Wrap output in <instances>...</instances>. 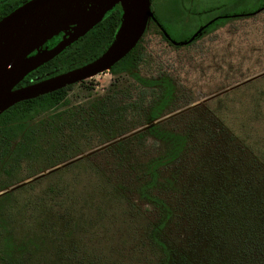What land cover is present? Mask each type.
I'll return each mask as SVG.
<instances>
[{
	"label": "trees",
	"instance_id": "16d2710c",
	"mask_svg": "<svg viewBox=\"0 0 264 264\" xmlns=\"http://www.w3.org/2000/svg\"><path fill=\"white\" fill-rule=\"evenodd\" d=\"M214 1L217 4L214 11L225 15L217 16L206 30L264 7V0ZM164 10L171 12L176 20L184 17L180 0H172ZM119 15V7L110 9L81 36L25 74L17 85L77 66L98 55L110 41ZM149 26L147 21L143 32ZM158 32L168 39L164 32ZM179 32V35L184 34L183 30ZM141 55L139 37L129 51L110 65L108 71L114 76L125 73L131 85L153 90L154 95L147 103L144 114V120L148 122L166 111L174 96L175 86L166 74H140L137 64ZM125 81L117 80L104 93L71 108L60 106L67 102V92L73 83L19 100L2 110L0 170L10 175L11 169L21 158L45 155L48 148L40 146L42 141L50 144L56 139H35L38 137L37 131L40 127L42 131L56 128L55 123L62 116L72 118L73 124L106 127L104 138L117 135L120 130L114 127L116 125L111 114L116 113L114 106L117 100H121L117 99L119 87L123 92ZM192 125L179 130L164 127L156 121L130 135L134 137L146 133L159 143V150L154 155L128 165L135 173L132 191L138 199L157 210L158 216L146 232L147 244L155 249L152 254L154 260L150 264H264V161L236 139H230V133L222 132L220 120H214L213 124L206 126L211 130V139H199L201 142L204 140L203 145L211 147L205 156L192 164L191 156L185 159V153L189 154L197 141L191 139V129H196ZM126 140L118 138L105 149H121ZM109 176L100 177L101 193L97 190L98 195L91 192L88 186L63 191L60 201L67 202L62 207L65 217L60 220L66 230L63 233H57L54 225L48 221L51 217L48 212L54 209V199L33 204L26 217L20 204L17 203L15 207L11 191L1 193L0 230L9 235L4 242L7 251H19L21 257L27 254L29 257L24 262L31 264L32 253L41 247L44 253L41 264H57V261L64 264L62 258L57 256L56 241L79 228L86 229L89 214L95 212L100 217L110 215L113 204L127 200L122 181L116 180V176ZM7 184H0V188ZM91 188L95 190V186ZM96 201L98 204H94ZM4 209H16L15 212L19 213L17 222L23 218L25 229L17 230L18 234L14 232L16 222L13 226L9 224L7 229ZM32 222H37L38 227L32 228ZM14 235L21 237L14 240ZM50 254H53L51 260ZM0 258L6 260L2 252ZM11 260L12 264H17L16 258L12 257Z\"/></svg>",
	"mask_w": 264,
	"mask_h": 264
},
{
	"label": "rangeland",
	"instance_id": "374dc122",
	"mask_svg": "<svg viewBox=\"0 0 264 264\" xmlns=\"http://www.w3.org/2000/svg\"><path fill=\"white\" fill-rule=\"evenodd\" d=\"M204 2L205 0H197L198 4L215 1ZM154 14L172 39L181 36L179 30L189 34L193 26L189 17L188 21L169 17L170 13L164 10L162 3L156 5ZM204 14L202 18L207 17ZM140 46L142 55L137 64L139 73L144 76L166 74L175 86L174 96L158 121L164 127L179 130L187 129L189 124H194L192 128H196L191 129V139L197 141L190 153H185V159L191 156L190 163L193 164L201 156H205L211 145H203L204 140L201 142L199 139H211V130L206 126L213 124L214 120H220L223 133H230V139H236L245 149L251 150L264 161V73L206 98L264 70V7L203 31L187 43H170L149 26L140 36ZM120 79L126 81L122 85L123 92L119 87L117 99L121 100H117L114 106L116 113L111 114L116 125L114 127L120 130L117 135L104 138L106 127L101 128L99 124H73L72 118L62 116L57 119L56 128L42 131L40 127L37 131L38 137L35 139H56L50 144L42 141L40 146L48 148L45 155L21 158L11 169L10 175L0 170V184L8 183L5 187L43 172L7 191L12 192L15 207L17 203L20 204L26 217L33 204L54 199V209L48 212L51 214L48 221L54 225L57 233L66 231L60 223L65 217L62 207L67 203L60 201L64 190L88 186L91 192L98 195L101 188L100 177L116 176V180L122 181L126 201L113 204L110 215L100 217L95 212L89 214L86 229L79 228L56 241L57 256L62 258L64 264H150L154 260L152 254L155 249L147 244L146 232L150 223L158 216L157 210L138 199L132 191L135 173L128 165L154 155L159 150V143L146 133L134 137L129 134L120 138L124 133L149 122H145L144 114L147 103L154 95L153 90L133 86L125 73L114 76L105 69L83 79V83H73L67 92V102L60 108H71L75 104L84 103L91 97L104 93L112 83ZM112 138L127 140L121 149H105L113 141L67 164L46 171L49 167ZM53 161L55 163L51 164ZM92 186H95V190H92ZM94 204H98L97 201ZM15 211L16 209H4L3 216L8 223L7 229L9 224L13 226L17 223L13 229L18 234L17 230H24L26 222L23 218L17 222L19 213ZM30 226L38 227L37 222H32ZM19 237L21 236L14 235L13 239L17 240ZM8 238V233L0 230V252L6 257V260L0 258V264H12V257L17 259V264H25L24 261L29 257L27 254L21 257L19 251L11 253L5 248L4 242ZM40 248L32 253L31 264H41L44 253ZM51 257L53 254H50V260ZM47 259L49 261V255Z\"/></svg>",
	"mask_w": 264,
	"mask_h": 264
},
{
	"label": "water",
	"instance_id": "95a60500",
	"mask_svg": "<svg viewBox=\"0 0 264 264\" xmlns=\"http://www.w3.org/2000/svg\"><path fill=\"white\" fill-rule=\"evenodd\" d=\"M114 7L120 8L118 24L110 41L98 55L77 66L17 85L25 74L64 49ZM149 17H152L149 0H25L15 6L0 17V112L19 100L35 97L108 69L134 46ZM262 73L264 70L224 87L206 98ZM161 118H155L128 131L120 138ZM116 138L51 166L46 171L95 151L116 141ZM42 173H36L29 179ZM29 179L1 189L0 194Z\"/></svg>",
	"mask_w": 264,
	"mask_h": 264
},
{
	"label": "flooded vegetation",
	"instance_id": "af4514ba",
	"mask_svg": "<svg viewBox=\"0 0 264 264\" xmlns=\"http://www.w3.org/2000/svg\"><path fill=\"white\" fill-rule=\"evenodd\" d=\"M23 1L25 0H0V17L6 14L7 12H9L15 6L22 3ZM171 1L172 0H149L150 9L152 10V17H149L147 20L148 23L152 26V28L158 29L159 31L164 32L165 37H168V39L166 38L165 39L170 43L177 44V43L190 42L197 35L205 31L215 21V18L217 16L225 15V13H218L214 11V7L217 6L216 3L198 4L197 0H180V5H181V8L183 9V14L185 15L183 18L186 21H188L187 20L188 17L191 18L193 22V26L191 30H189L190 31L189 34H183L179 36L178 38L172 39L171 36L164 31L162 25L158 22L157 17L154 14L156 5H159L162 3L164 7H167L171 3ZM207 12H209V14ZM168 13H170L168 16L172 17V13L169 11ZM203 14L207 17L202 18Z\"/></svg>",
	"mask_w": 264,
	"mask_h": 264
}]
</instances>
